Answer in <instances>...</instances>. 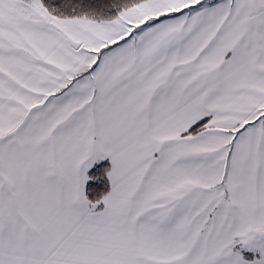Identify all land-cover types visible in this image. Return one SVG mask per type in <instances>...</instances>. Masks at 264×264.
I'll list each match as a JSON object with an SVG mask.
<instances>
[{
  "label": "snow or ice",
  "instance_id": "snow-or-ice-1",
  "mask_svg": "<svg viewBox=\"0 0 264 264\" xmlns=\"http://www.w3.org/2000/svg\"><path fill=\"white\" fill-rule=\"evenodd\" d=\"M0 264H264V0H0Z\"/></svg>",
  "mask_w": 264,
  "mask_h": 264
}]
</instances>
